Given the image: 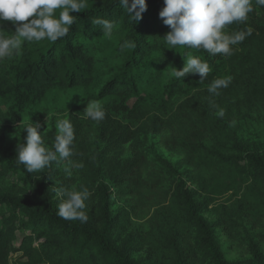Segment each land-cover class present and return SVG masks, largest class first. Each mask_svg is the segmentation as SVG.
I'll return each instance as SVG.
<instances>
[{"label": "trees", "instance_id": "trees-1", "mask_svg": "<svg viewBox=\"0 0 264 264\" xmlns=\"http://www.w3.org/2000/svg\"><path fill=\"white\" fill-rule=\"evenodd\" d=\"M146 3L134 23L119 0H87L73 13L66 36L43 46L24 43L9 74L0 61L4 93L38 100L55 88L101 85L97 99L106 102L98 135L104 148L79 154L83 167L72 177L53 169L29 173L14 154L4 160L3 170L20 177L24 190L0 191V264L20 253L13 264H232L203 216L214 198L225 199L213 209L216 226L247 248L249 264H264L245 230L264 219V7L253 0L246 21L226 26L229 33H245L232 55L212 56L202 49H167L162 39L170 28L159 18L163 0ZM97 18L113 23L110 37L93 23ZM0 30L9 36L2 22ZM189 53L209 64L202 83L198 74H172ZM106 64L109 72L100 76ZM228 75L232 81L219 95L207 91L213 79ZM142 135H162L168 152L184 153L183 175L146 150ZM127 145L133 155L123 154ZM52 176L61 189L89 190L86 222L57 215L63 197L50 185ZM190 185L206 202L196 201ZM111 190L133 202L114 213Z\"/></svg>", "mask_w": 264, "mask_h": 264}, {"label": "clouds", "instance_id": "clouds-1", "mask_svg": "<svg viewBox=\"0 0 264 264\" xmlns=\"http://www.w3.org/2000/svg\"><path fill=\"white\" fill-rule=\"evenodd\" d=\"M264 7V0H255ZM134 23L147 11L146 0H119ZM164 6L159 11V18L170 31L162 39L167 49L177 46L204 50L212 56L232 55V46L245 39L244 32H227V25L244 22L253 11V0H163ZM87 7V0H0V22L10 21L16 28L10 36L0 34V61L18 54L23 43L42 40L56 41L66 36L75 22L73 13H79ZM94 24L102 25L105 36H111L113 23L106 19H94ZM2 32V30H0ZM130 46V45H129ZM184 60V59H183ZM211 71L207 61L191 53L188 54L182 69L172 67L176 78L187 74H198L203 82ZM232 81L230 75L213 79L207 86L212 95H219L221 88H227ZM103 104L99 100L87 103L84 116L99 122L105 117ZM223 116V109L218 111ZM42 126L30 123L24 128L25 141L16 149V161L29 173L40 171L53 161L66 160L73 154L74 128L67 118L56 121V134L52 147L46 146ZM71 163V161H70ZM74 167H83L76 164ZM71 175L69 169H65ZM65 199L57 205V215L65 220L87 221L86 201L89 190L60 189Z\"/></svg>", "mask_w": 264, "mask_h": 264}, {"label": "rangeland", "instance_id": "rangeland-1", "mask_svg": "<svg viewBox=\"0 0 264 264\" xmlns=\"http://www.w3.org/2000/svg\"><path fill=\"white\" fill-rule=\"evenodd\" d=\"M6 28H8L7 34L9 36L15 32L16 26L10 21L2 22ZM47 42V39L39 42H27L31 46H43ZM23 43V44H24ZM23 46V45H22ZM19 55L21 54L18 53ZM18 58V57H17ZM15 55L4 59V64L1 71L9 74L12 71L18 59ZM109 72V66L106 64L104 67H100L99 73L101 75H106ZM107 78L103 76L99 84H102ZM101 85H96L93 88H55L47 93L43 98L36 99L30 97L29 99H21L14 92L4 93L7 88L3 87L0 90V191L5 192L6 190L15 189L18 191L24 190V183L18 176L8 175L3 170V162L8 155H16L17 145L25 141L26 131L24 128L30 123H39L42 127L40 128V133L43 134V139L49 148L52 147L54 142V137L56 134V121L59 119H69L74 128V146L73 154L70 158L66 160H58L50 163V166L37 171L38 173L48 174L51 170H59L63 176L72 177L78 172V168L74 165L79 164L78 160H83V158L96 150L102 151L104 145H100L99 141V125L100 122L92 121L86 118L84 114V109L92 100H98L97 94L100 90ZM103 108L106 102L102 101ZM130 106L133 105V101H130ZM162 135H142L140 141L145 145L146 150H152L160 155L163 159L171 163L180 174L183 175V159L184 153H170L168 152L162 144ZM123 154L133 155L134 149L131 146H125L123 148ZM152 152V153H153ZM79 154L84 155L83 158ZM112 156L106 155L105 157ZM71 161V163H70ZM51 167V168H50ZM71 171V175L65 171V169ZM58 176H52L50 185L57 191L60 197L65 199L63 192L59 191L60 182H58ZM80 174L77 176V181H80ZM63 189V188H62ZM69 190H80L78 185H74ZM190 189L195 194V199L198 203H203L205 197L197 192L195 186L190 185ZM112 192V209L117 212L121 208H125L129 203H132L131 198H124L117 194L115 190ZM227 199V198H226ZM211 200V199H210ZM225 199L214 198L213 203L208 206L206 210L203 211V216L214 225V231L217 240L221 246L222 252L228 262L232 264H249L252 261L251 254L247 251V248L240 245L231 239L229 235L223 230L221 226H216L217 217L213 212ZM142 222L137 220V225L141 226ZM249 224V223H248ZM218 225V224H217ZM245 230L251 236H253L255 242L258 243L261 254L264 256V219L258 225H247ZM20 238L21 235H18ZM38 243H34L37 246ZM22 254L11 255L10 261L13 264L15 259L21 257Z\"/></svg>", "mask_w": 264, "mask_h": 264}]
</instances>
